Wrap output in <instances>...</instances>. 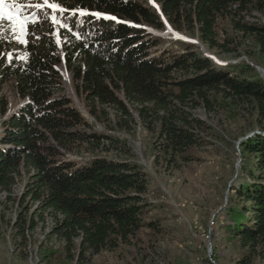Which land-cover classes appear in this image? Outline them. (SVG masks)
I'll return each mask as SVG.
<instances>
[{
  "label": "trees",
  "instance_id": "obj_1",
  "mask_svg": "<svg viewBox=\"0 0 264 264\" xmlns=\"http://www.w3.org/2000/svg\"><path fill=\"white\" fill-rule=\"evenodd\" d=\"M57 1L64 11H56V25L37 10L26 44L14 50L0 38V206L17 200L24 209L16 220L20 235L50 218L49 236L78 264H91L145 228L160 229L144 218L145 172L136 162L107 156L121 151L122 142L97 130L75 106L63 65L98 122L129 133L146 126L175 164L190 161V151L203 143L207 124L198 108L210 113L225 106L252 117L255 132L241 149L254 155L255 166L243 167L237 196L244 204L230 205L227 229L264 256V77L244 61L215 62L193 41L175 40L180 50L155 52L161 38L150 32L170 25L195 34L209 50L236 55L238 40L249 38L264 61V0ZM7 83L21 101L15 109L3 92Z\"/></svg>",
  "mask_w": 264,
  "mask_h": 264
},
{
  "label": "rangeland",
  "instance_id": "obj_2",
  "mask_svg": "<svg viewBox=\"0 0 264 264\" xmlns=\"http://www.w3.org/2000/svg\"><path fill=\"white\" fill-rule=\"evenodd\" d=\"M17 2L28 5L42 3V0ZM49 3L59 7L38 8L39 14L45 17L44 20L50 16L49 20L56 25V11L63 7L57 0H49ZM35 8L25 6L17 15L15 9L6 3L5 10L13 14L15 26L12 21H0L3 25L0 38L15 45L14 50L27 43L29 23L21 32V18L28 16L31 20ZM226 27L228 33L233 34L229 26ZM150 32L152 38H161L155 52L165 48L180 50L173 44L175 40L193 41L215 62L239 64L244 61L264 77V61L258 57L256 45L249 38L238 40L241 44L236 55L209 50L195 34L176 31L178 36L168 28H150ZM18 55L24 58L25 50L22 48ZM60 70L65 92L73 98L75 106L97 130L110 132L122 142L121 151H111L107 156L136 162L145 172L148 182L145 196L149 207L144 218L158 221L160 226L156 231L145 228L132 238L130 244H121L113 251L97 254L91 264H264L262 253H253L243 245L240 237L227 229L232 223L228 217L230 205L244 204L237 196L239 185L246 178L243 167L255 166L254 155H244L241 149L242 141L255 132L252 117L235 114L225 106L210 113L198 108L196 116L207 124L203 127L205 130L201 129L203 143L190 151V161L179 160L175 164L167 158L157 133L146 126L139 123L129 133L98 122L88 112L82 98L77 96L71 73L63 65ZM3 92L9 98L10 108L15 109L21 101L13 85L5 84ZM22 189L23 183L20 182L15 188L16 199ZM16 202L7 201L0 206V264H78L76 258L69 257L59 238L49 236L52 219L38 224L34 230L26 232L25 237L20 235L16 220L24 209Z\"/></svg>",
  "mask_w": 264,
  "mask_h": 264
},
{
  "label": "snow or ice",
  "instance_id": "obj_3",
  "mask_svg": "<svg viewBox=\"0 0 264 264\" xmlns=\"http://www.w3.org/2000/svg\"><path fill=\"white\" fill-rule=\"evenodd\" d=\"M6 3L9 5L10 8L15 9V13L19 15V13L23 10L25 6L27 7H37V8H42L44 6H47L49 8H58L59 6L56 4L49 3V0H42V3L38 4H28L25 5L23 2H17V0H0V21H12V26H15V19L13 17V14L11 12H8L5 10V5ZM60 11H64L63 9H60ZM99 15V14H97ZM32 18L31 21L29 20L28 16H24L21 18V23H20V30L21 32L24 31L25 25L29 22L35 23L37 22L35 14H31ZM55 19V17H53ZM114 19V17H113ZM3 29V25L0 24V30Z\"/></svg>",
  "mask_w": 264,
  "mask_h": 264
},
{
  "label": "water",
  "instance_id": "obj_4",
  "mask_svg": "<svg viewBox=\"0 0 264 264\" xmlns=\"http://www.w3.org/2000/svg\"><path fill=\"white\" fill-rule=\"evenodd\" d=\"M168 28H169V31L174 32L176 35H178V33L173 28H171L170 26H168Z\"/></svg>",
  "mask_w": 264,
  "mask_h": 264
}]
</instances>
